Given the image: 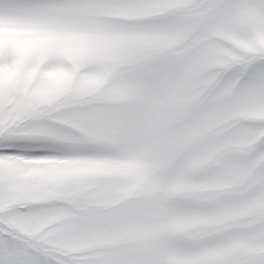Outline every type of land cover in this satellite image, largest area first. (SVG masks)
I'll list each match as a JSON object with an SVG mask.
<instances>
[{
    "label": "snow or ice",
    "instance_id": "obj_1",
    "mask_svg": "<svg viewBox=\"0 0 264 264\" xmlns=\"http://www.w3.org/2000/svg\"><path fill=\"white\" fill-rule=\"evenodd\" d=\"M0 264H264V0H0Z\"/></svg>",
    "mask_w": 264,
    "mask_h": 264
}]
</instances>
